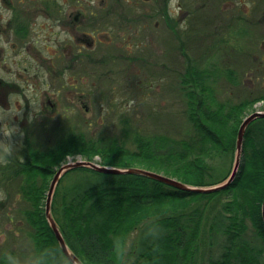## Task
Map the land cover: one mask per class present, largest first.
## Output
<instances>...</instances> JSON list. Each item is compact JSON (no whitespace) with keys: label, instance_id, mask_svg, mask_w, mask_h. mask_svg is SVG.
Here are the masks:
<instances>
[{"label":"trees","instance_id":"trees-1","mask_svg":"<svg viewBox=\"0 0 264 264\" xmlns=\"http://www.w3.org/2000/svg\"><path fill=\"white\" fill-rule=\"evenodd\" d=\"M175 35L180 38L177 28ZM185 56L186 71L183 77L185 76L186 80L181 79L180 88L182 100H186L187 106V121L183 133L188 137L191 134L190 141H180L185 153L175 152L167 154L165 159H158L153 151L159 147H168V142L163 139L153 144L135 137L136 150L131 151L118 142H113L101 150L95 148V142L91 139L86 140L84 137L76 139L72 136L50 153L49 177L53 178L55 168L58 169L66 157L80 153L90 162L97 156L100 157L102 166L118 168L144 166L149 170L161 169L160 172L165 175L195 181L196 184L191 186L207 187L225 181L230 176L232 167L229 174L227 172L221 178H216L214 170L207 165L206 158L211 156L214 147L220 149L221 156L234 154L237 130L226 140L221 138L223 128L229 123L237 124L239 127L243 120H238V116L249 105L264 98H258L251 103L246 101L231 105L223 103L217 105L215 111H203L206 106L203 95L206 92L212 96V102L215 100L209 83L214 86L218 82L220 78H217L218 70L202 69L203 63L198 64L190 56ZM215 66L211 68L216 69ZM230 73L234 76V72ZM194 86L202 92L192 91ZM190 123L191 126L188 127ZM250 128L245 136L238 175L229 188L218 193L191 194L140 176L104 175L87 169L85 170L99 176L97 183L80 189L73 186L62 193V183L70 174L68 173L57 188L52 212L70 249L84 264H120L126 256L124 248L129 232L132 229L137 230L147 219L162 214L148 224L151 228L156 226V230H161L160 233L156 231L144 237L140 235L139 242L134 248L137 261L133 264H196L200 252L199 244L204 243L200 237L210 203L222 193L233 191V195L235 194L233 205L225 206L228 214L234 212L233 217L226 218L220 215L218 219L215 218L217 223L210 226L211 234L214 236L223 238L226 236V245L221 258L212 260L209 264H264V221L261 210L264 202V136L262 129L253 132ZM223 143L228 145L225 148L219 147ZM194 152L196 157L193 160H186ZM174 157L181 161L182 165L171 171L170 166ZM177 163L175 161L176 165ZM233 163L234 155L232 166ZM213 177L216 179L209 181V178ZM33 184L36 185L35 181ZM47 190L49 184L44 187L20 189L29 207L21 213L30 227L28 235L35 249L34 261L36 264H70L63 256L45 220L44 212L40 210V201ZM236 191L240 193L237 197ZM189 197L195 198L190 200ZM181 198H187L188 202L174 203V209L164 208L166 203L176 202ZM194 203H200L199 210L187 213L188 208ZM153 209L156 215L150 214ZM247 220L250 224H247ZM116 246H119V252L116 251ZM36 251L40 255H37ZM94 257L97 259L94 260ZM15 261L14 253H4L0 256V264H16Z\"/></svg>","mask_w":264,"mask_h":264},{"label":"rangeland","instance_id":"rangeland-1","mask_svg":"<svg viewBox=\"0 0 264 264\" xmlns=\"http://www.w3.org/2000/svg\"><path fill=\"white\" fill-rule=\"evenodd\" d=\"M115 1H110L109 4L117 8L125 6L127 10L129 9L133 12L132 16L135 18L145 16L144 20L125 24L124 20L117 18V14H114L115 39L110 53L113 59L108 62L109 69L98 65V69L102 70L98 72L97 76L99 90L95 95L97 102L95 107L89 110V112L83 108H76L60 110V114H54V120L51 121L46 129V132L49 134L48 138L38 140L37 146L42 147L44 144V147L51 150L59 141L61 142L62 137H64L63 135H65V143L72 136L76 139L84 137L86 140L91 139L95 142V148L101 150H104V148L113 142H118L120 145H124L126 149L135 151V137H138L148 140L153 144L155 141H160V139L168 142V147H159L153 151L158 159H165L167 154L175 152L177 154L185 153L180 141H190L191 136L190 134L188 137L183 133V128L187 121V106L186 100H182L180 88L181 79L186 80L185 76L183 77L186 71L187 57L185 55L190 56L198 64L203 63L202 69L218 70L217 78L220 77L218 82L214 86H211V82L209 83L216 102L215 100L212 102V96H209L206 92L203 95L206 104L203 109L205 112L209 110L215 111L217 105H222L223 103H230L229 105L234 104L235 101L238 103V100H240L238 99L239 93L242 94L240 98H244L247 89H249V85L247 87L243 83H249V77H253V75H248L246 71L248 72L249 67L243 66L241 69L242 73H240L242 76L241 84L238 85L240 88H237L232 83L233 79L231 77L233 75L230 72L238 70L239 73L240 70L235 65L236 59L234 54L230 52L233 49V45L224 46L223 44H219V36L221 34L220 12L216 7V0L206 1L207 6L205 8L202 6L204 0H179L176 5V8L179 9L178 13L170 7L171 0H162L161 13L156 11L155 0H128L129 2L127 0H119V3ZM117 4L121 5L118 7ZM171 17L177 20L176 28L180 38L173 34L171 29L167 28V21L174 25ZM123 32L124 35H127V33L130 35V42H128V39H122ZM221 50L223 52L229 51V53L224 55ZM220 52L224 58L220 57ZM127 55L133 58L134 61H124L123 56ZM224 59L226 60L225 62ZM214 65H216V69L211 68ZM142 83H145V89L140 88L141 86L139 87ZM149 84L150 88H148ZM140 90L142 91L140 92ZM193 90L197 93L202 92V90L197 89L195 86ZM262 101L264 102V100ZM262 101L258 100L249 105L238 116V120H244L255 112H263L264 103ZM64 111L65 113L62 115ZM61 119L64 121L59 123ZM189 125L191 126V123L187 126L189 127ZM236 126L237 124L234 123L226 125L223 128L224 131L221 134L223 135L221 138L226 140L231 138V133L236 130L238 135L241 125L237 126V128ZM250 129L253 132L262 129L264 136V120L254 122ZM195 133H193V136H195ZM15 143L4 139L1 140V144L10 145L13 148ZM227 145L228 143H223L219 147L225 148ZM221 153L219 148L214 147L211 150V156L206 158V163L211 170H214L215 173L213 174L216 178H221L227 172V174L230 173L235 151L234 154L228 153L222 156ZM195 157L196 153L194 152L186 160H193ZM70 161H86V159L83 157V154L76 153L73 156L66 157L61 164L65 165V163L68 164ZM93 161L100 163L101 160L97 156ZM175 161L178 162L177 165ZM180 165H182V162L174 157L170 170L173 171L172 169H176ZM135 168L155 172L187 185L196 184L193 180L186 181L182 177L165 175V173L160 172L161 169L149 170V168H145L144 166H137ZM55 169L59 170L57 167ZM214 177L209 178V181L215 180L216 178ZM52 179V177H49V185ZM98 179V175L86 170L72 171L65 177L62 183V193H65L67 189H71L73 186L80 189L93 185L97 183ZM167 189L170 190V188ZM16 192L18 191L14 189H0V202L3 204L0 211V256L4 253H14L16 264H36L34 261L35 249L33 242L27 235L30 228L26 220H24V216L20 215L22 211H25L29 207L21 194H17L16 196ZM232 192H224L210 203L204 217L200 237V240H203L204 243L199 244L200 252L198 253L196 264H209L212 260L215 261L221 258L226 245V236L224 238L222 236H214L211 234L210 226L212 223L213 225L217 223L220 215L228 218L234 214V212L228 214L225 211V206L233 205L232 202L234 201L235 194L233 195ZM239 194V191H236V197ZM47 195L48 190L44 192L40 201V210L44 213L46 212ZM189 198L193 200L195 197ZM184 199L187 198H181V200H176V202L172 203L168 202L164 205V208H168V210L174 209V203L188 202V199ZM199 205L200 203L192 204L188 208L187 213L199 210ZM14 208L17 211L14 214V220L10 223L4 215L13 214ZM234 209L233 207L232 210ZM155 213L153 209L150 214ZM160 215L147 219L137 230L132 229L133 231L129 232L124 248L126 256L120 264H133L137 261V255H134V248L139 242L140 235L144 237L156 231L158 233L161 232L159 229L156 230V226H152V228L148 227V224L157 220L155 217ZM227 222L230 224L229 221ZM247 224H250L249 220H247ZM38 253L36 251V254L40 255Z\"/></svg>","mask_w":264,"mask_h":264},{"label":"flooded vegetation","instance_id":"flooded-vegetation-1","mask_svg":"<svg viewBox=\"0 0 264 264\" xmlns=\"http://www.w3.org/2000/svg\"><path fill=\"white\" fill-rule=\"evenodd\" d=\"M110 1L114 0H0V155L8 160L0 164V189L17 190V196L21 188L49 184L50 153L65 143V135L51 150L37 146L38 140L48 138L46 129L60 110L89 112L95 107L102 70L98 65L109 69L113 59L114 14L125 24L145 18H135L127 7L117 8ZM216 1L219 44L233 45L230 52L240 70L234 72L233 85L240 88L243 66L253 75L243 83L249 89L243 99L239 93L238 102L264 98V0ZM155 2L161 13L162 0ZM171 19L174 25L167 21V28L175 34L177 20ZM129 36L123 32L122 39L130 42ZM123 60L134 61L129 55ZM2 139L16 142V148L1 144ZM2 207L0 202V211ZM13 210L4 215L10 223L17 211Z\"/></svg>","mask_w":264,"mask_h":264},{"label":"water","instance_id":"water-1","mask_svg":"<svg viewBox=\"0 0 264 264\" xmlns=\"http://www.w3.org/2000/svg\"><path fill=\"white\" fill-rule=\"evenodd\" d=\"M260 119H264V112H256L250 115L249 117H247L243 121L238 131L234 165H233V169H232L230 176L222 183L209 186V187H198V186L187 185L178 180L169 178L167 176H164V175H161L155 172H151L148 170H144V169H139V168H118V167H111V166H102L96 162H89V161H77L75 163H69L67 165L62 166L55 174L54 179L52 180L51 186L49 188L48 195H47V202H46V212H45L46 221L51 231L54 233L60 245V248L62 249V252L65 254V256L68 258V260L72 264H83L77 258V256L73 252L70 251L65 241V238L63 236V233L61 232L59 226L57 225L52 215V203H53V199L55 196V192L57 190V187L62 177L65 174H67L70 171L77 170V169H89V170H92L94 172L104 174V175L140 176V177L148 178L153 181L159 182L161 184L167 185L176 190H180V191L191 193V194L218 193V192L224 191L227 188H229L233 184L234 180L236 179L238 172H239V167H240L241 158H242L245 133L251 123L255 122L256 120H260ZM262 218L264 221V202L262 204Z\"/></svg>","mask_w":264,"mask_h":264},{"label":"clouds","instance_id":"clouds-1","mask_svg":"<svg viewBox=\"0 0 264 264\" xmlns=\"http://www.w3.org/2000/svg\"><path fill=\"white\" fill-rule=\"evenodd\" d=\"M179 0H171V4H170V7L175 9V11L178 13L179 12V9L176 8V5L178 4ZM8 163V160L6 158L5 155H0V164H7ZM116 251L119 252L120 251V248L119 246H116Z\"/></svg>","mask_w":264,"mask_h":264},{"label":"bare ground","instance_id":"bare-ground-1","mask_svg":"<svg viewBox=\"0 0 264 264\" xmlns=\"http://www.w3.org/2000/svg\"><path fill=\"white\" fill-rule=\"evenodd\" d=\"M97 258L94 257V260H96Z\"/></svg>","mask_w":264,"mask_h":264}]
</instances>
